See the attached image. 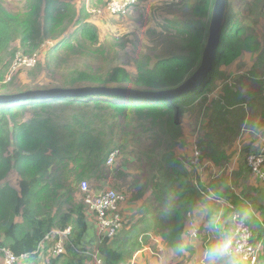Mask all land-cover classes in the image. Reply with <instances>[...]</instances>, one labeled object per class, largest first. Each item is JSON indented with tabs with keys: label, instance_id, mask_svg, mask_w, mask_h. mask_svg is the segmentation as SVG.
Masks as SVG:
<instances>
[{
	"label": "trees",
	"instance_id": "trees-1",
	"mask_svg": "<svg viewBox=\"0 0 264 264\" xmlns=\"http://www.w3.org/2000/svg\"><path fill=\"white\" fill-rule=\"evenodd\" d=\"M193 1L189 13L172 22L180 38L177 52L153 64L133 60L130 69L110 65L63 70L57 66L55 58L72 49V39L87 44L88 50L99 43L88 15L83 10L77 14L66 1L25 0L17 11L0 6V95L86 87L138 92L178 88L201 64L215 4V0ZM231 1L226 0L211 70L193 92L170 101L96 95L0 104V183L11 173L17 176L13 187H0V264L4 249L17 257L26 255L24 264H38L43 256L48 257L45 264H94L83 245L89 224L87 210L74 197H79L82 181L103 179L114 152L118 155L113 162L117 183L113 188L125 201L120 206V231L112 238L98 236L102 264H130L151 236L159 238L176 257L183 256L180 245H185V239L188 242L187 225L195 222L194 209H203L206 202L224 201L232 212L246 213L251 232L258 228L256 220L247 217L245 202L223 177L203 182L207 173H198L199 166L191 157L199 152V165L206 162L223 167L233 137L240 136L244 126L246 107L256 101L255 93L244 96L227 84L224 68L244 55L258 52L257 64L264 65L263 44L240 22L237 11L231 10ZM70 26L73 32L64 37ZM43 47L47 48L43 51ZM17 54L21 59L37 55L41 59L32 69L21 67L5 82ZM23 72L28 82L18 78ZM46 75L50 81L35 82L36 77ZM222 81H226L222 96L209 100L217 82ZM189 112L206 120L192 153L185 149L187 139L182 131L183 117ZM260 118L257 130L264 134V112ZM242 153L252 152L243 149ZM119 179L127 183L119 184ZM126 203L138 205L137 210L128 213ZM67 228L70 233L63 241V253L53 256L51 251L59 239L53 233ZM256 235L253 229V243Z\"/></svg>",
	"mask_w": 264,
	"mask_h": 264
},
{
	"label": "rangeland",
	"instance_id": "rangeland-1",
	"mask_svg": "<svg viewBox=\"0 0 264 264\" xmlns=\"http://www.w3.org/2000/svg\"><path fill=\"white\" fill-rule=\"evenodd\" d=\"M58 1H66L70 5H73L77 14L80 10H83L84 13L88 15L87 22L91 23L96 28L99 39V43L92 46L90 48L91 50H88L87 44L77 43L75 39H72V49L65 51L55 58L57 66L63 70L83 68L86 66L107 68L110 65H120L130 69L133 60H140L153 64L157 59L177 52L180 38L178 37L177 29L173 28L172 22H179V20H182L190 11L189 5H192L194 2L193 0H131V4L124 13L112 14L107 8L108 0ZM24 2L25 0H8L5 2V5L0 4V6L9 11H17L24 7ZM231 2V10L237 11L235 12L238 13L240 22L254 31V35L259 42L263 41L264 0H232ZM73 30L74 28L70 26L68 32L65 33L66 35L64 34L63 36L66 37L73 32ZM47 47H43V51ZM19 58L20 55L17 54L16 58L12 61V69L10 74L6 76L5 82L10 81L11 75L21 67H25L28 70L32 69L37 60L41 59L40 56L37 55L35 61L23 63L24 61L22 62ZM257 62L258 52L244 55L236 63L228 68H224V72L229 79L227 84L233 85V87H231L233 91L239 90L244 96L250 93L256 94V101L251 105L253 108H251L250 104L247 105L248 108L246 107V120L240 132V136L237 138L233 137L231 141L232 145L227 149L226 155L230 161L237 158L238 155L245 156V161L246 155L242 153L243 149L247 148L251 143H253V146L257 143L258 146H260L261 141L258 137V133L264 136L261 131L257 130L258 124L260 122L262 123V121H260V115L264 112V65H259ZM251 71L254 73H251ZM18 78L23 79L25 82L29 81L25 72L19 73ZM49 78L50 77L47 75L36 77L35 82H48L50 81ZM225 83L226 81L217 82L216 88L208 96V99H218L219 96H222V88ZM207 106L209 107L210 103H207ZM196 115V112H189L185 113L183 117L182 131L184 137L187 139L185 149L188 153L191 152V150L193 152V144L195 140L198 139V136L202 134V126L206 121L203 116L198 118ZM253 133H257V137H255ZM263 146L264 145H262V147ZM259 150V153H264L263 148ZM191 157L194 163H196L195 166H199L198 173H207L203 180L202 175H199L203 182L217 180L213 179L214 171H212L208 163L203 162L201 165L198 164L196 152L192 153ZM114 167L115 164H112V166L105 169L103 179L99 181H88L92 191L96 192L97 190L104 192L107 191L106 189L108 188L117 186V183L114 182ZM16 178L17 176L15 173H11L8 181L14 184ZM118 183L126 184L127 182L125 179H119ZM115 191L117 190L115 189ZM118 195L121 196V194ZM124 201L125 200L122 202L120 201V204L122 205ZM124 208L126 209L125 211L130 213L131 211L137 210L138 205L135 206L134 203L130 205L126 203ZM132 220L133 218L130 219L131 222ZM92 222L96 224L95 219ZM193 222L192 220L187 225L189 234L190 230L194 228ZM92 228L93 225L91 224L90 229ZM154 240L159 243V249L157 250V247H154L156 249H152V246H150L149 250L156 254L158 261L162 260L164 264H186L184 256L179 258L176 257L170 250L162 245L159 238H154ZM186 249L187 247L183 249L184 253H186ZM142 260H146L145 255H142Z\"/></svg>",
	"mask_w": 264,
	"mask_h": 264
},
{
	"label": "crops",
	"instance_id": "crops-1",
	"mask_svg": "<svg viewBox=\"0 0 264 264\" xmlns=\"http://www.w3.org/2000/svg\"><path fill=\"white\" fill-rule=\"evenodd\" d=\"M8 0H0V4H6ZM264 44V40L261 41ZM247 115V114H246ZM251 132V131H248ZM255 137H257V133H253ZM258 137L261 141L260 146L258 143L253 146L251 143L247 148L250 152H257L259 153V149H264V136L258 133ZM256 139V138H253ZM257 140V139H256ZM250 147V148H249ZM245 148V150L247 149ZM264 155V154H263ZM227 156V155H226ZM245 157V156H244ZM243 155H238L237 158L224 164L222 167L221 165L213 166L211 164L212 171H214L213 179H223L227 182V184L231 187L234 191L235 195L245 202V206L249 209V214L247 217H251L258 223V228H253L257 232V241H254V246L259 249L258 261L257 264H264V181L257 179L254 175L250 173L246 166V162L244 161ZM228 158V157H227ZM263 170H264V163H263ZM10 175L0 183V187H4L6 184L13 187V184L8 181ZM16 180V179H15ZM215 181V180H212ZM79 195V194H78ZM75 200L80 201L78 196L74 197ZM219 212L220 215V223L216 225L215 230H209L207 226V220L211 214ZM232 209L230 205L224 201H211L206 202L204 204L203 209H194L193 211V218L195 219L194 224L198 228V237L193 239L189 236L188 242L185 239L184 248L187 247L186 253L183 252V256L186 259V264H201L202 260V251L207 246V244L214 240L219 233L223 230L226 226V221L228 217L232 215ZM88 216V230L83 237V245L85 248L88 249L89 254H93L95 251L97 252V245L98 243V226L94 224V216L87 212ZM93 225V228L90 229V225ZM198 225V226H197ZM252 229V232H253ZM54 232V231H52ZM255 237V238H256ZM155 237L151 236L148 245L144 247L143 250H140L135 253L132 262L130 264H164L162 260H157L156 254L151 252L150 246L157 245V250L159 249V243L154 240ZM51 239V238H50ZM160 241V240H159ZM46 242V241H43ZM43 242L40 244V248L43 246ZM57 241H55L53 250L51 254L53 256H57L55 254V246ZM183 248V249H184ZM142 255H145L146 260H142ZM187 255V256H186ZM46 256L40 258L38 264H45L47 262ZM235 264L240 263L238 258L234 256ZM241 264V263H240Z\"/></svg>",
	"mask_w": 264,
	"mask_h": 264
},
{
	"label": "built area",
	"instance_id": "built-area-1",
	"mask_svg": "<svg viewBox=\"0 0 264 264\" xmlns=\"http://www.w3.org/2000/svg\"><path fill=\"white\" fill-rule=\"evenodd\" d=\"M131 4V0H108L107 8L112 14L124 13L127 7ZM23 63L27 61L33 62V58L21 59ZM118 153L114 152L107 160L106 166H112ZM198 156V153H197ZM245 162L251 173L259 180L264 181V155L263 153H250L246 155ZM192 163L195 165L194 160ZM87 181H82L79 185V199L84 204L88 213L94 216L96 224L98 226L99 236L112 238L115 236L122 226V216L120 214L121 202L124 200L122 196L118 195V192L112 188L106 189L107 191H92ZM121 201V202H120ZM194 228H197L194 224ZM192 223L191 226L193 227ZM70 228L65 229L62 232H54V235L58 236L57 244L55 246V254L59 255L63 253V241L69 235ZM193 239L198 237V232L195 236H190ZM50 236L46 237L47 241L50 240ZM233 255L238 258L241 264H257L259 249L254 246L252 242V232L246 225L244 220L243 226L240 227L233 237ZM3 254V264H24L26 255L14 256L9 250H1ZM95 261V264H102V261L95 251L91 254Z\"/></svg>",
	"mask_w": 264,
	"mask_h": 264
},
{
	"label": "water",
	"instance_id": "water-1",
	"mask_svg": "<svg viewBox=\"0 0 264 264\" xmlns=\"http://www.w3.org/2000/svg\"><path fill=\"white\" fill-rule=\"evenodd\" d=\"M226 0H215L208 29V38L203 51L201 64L192 77L183 85L172 90L159 92H138L134 90H121L117 88H78V89H53L47 91L24 92L19 94H1L0 104H11L22 100H46L62 97H85L96 95L125 96L133 99H171L187 92H193L206 78L211 70L219 46Z\"/></svg>",
	"mask_w": 264,
	"mask_h": 264
},
{
	"label": "clouds",
	"instance_id": "clouds-1",
	"mask_svg": "<svg viewBox=\"0 0 264 264\" xmlns=\"http://www.w3.org/2000/svg\"><path fill=\"white\" fill-rule=\"evenodd\" d=\"M220 215L217 212L209 216L207 220L209 230H215L216 225L220 223ZM245 219L246 213L242 210L235 211L228 217L223 230L203 249L201 264H235L233 237L236 231L243 226ZM197 232L198 228L190 230L192 236H195ZM180 246L184 247V244L181 243Z\"/></svg>",
	"mask_w": 264,
	"mask_h": 264
}]
</instances>
